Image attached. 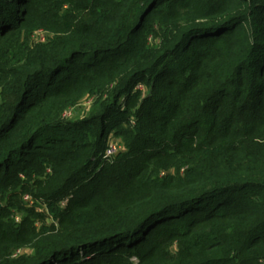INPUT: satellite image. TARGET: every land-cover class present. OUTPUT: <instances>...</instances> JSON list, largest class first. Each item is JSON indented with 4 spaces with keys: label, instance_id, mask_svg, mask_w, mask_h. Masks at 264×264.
<instances>
[{
    "label": "trees",
    "instance_id": "trees-1",
    "mask_svg": "<svg viewBox=\"0 0 264 264\" xmlns=\"http://www.w3.org/2000/svg\"><path fill=\"white\" fill-rule=\"evenodd\" d=\"M0 264H264V0H0Z\"/></svg>",
    "mask_w": 264,
    "mask_h": 264
},
{
    "label": "rangeland",
    "instance_id": "rangeland-1",
    "mask_svg": "<svg viewBox=\"0 0 264 264\" xmlns=\"http://www.w3.org/2000/svg\"><path fill=\"white\" fill-rule=\"evenodd\" d=\"M90 99V98H86L81 104H79L78 106L72 108V117L71 119L72 120H79V119H84L87 117V115L89 114L92 106H88V104L86 102H88L87 100ZM89 103V102H88ZM110 140L109 142H115L118 146V154L120 153H123L125 151L123 145L120 143V140L119 139H116L114 138L113 135H110ZM115 140V141H114ZM119 144V145H118ZM65 204V203H64ZM41 211V209H39ZM43 212H45L48 216H49V219L47 220L48 224H54V219L53 217L51 216L52 213L51 211L46 207H43L42 209ZM51 214V215H50ZM20 218V217H19ZM19 218L17 219L19 221ZM40 223H38V227H40Z\"/></svg>",
    "mask_w": 264,
    "mask_h": 264
},
{
    "label": "built area",
    "instance_id": "built-area-1",
    "mask_svg": "<svg viewBox=\"0 0 264 264\" xmlns=\"http://www.w3.org/2000/svg\"><path fill=\"white\" fill-rule=\"evenodd\" d=\"M36 40L39 41V42H44L46 40V33L40 31L39 33L36 34ZM88 102H86L88 104V106L92 105L94 99L93 98H90L87 100ZM72 109L70 111H68L64 116L66 118H70L72 117ZM115 141V140H114ZM119 145V144H118ZM118 153V146L115 142H109L108 144V148L103 156V158L105 160H109V159H112L114 158ZM28 199V198H27Z\"/></svg>",
    "mask_w": 264,
    "mask_h": 264
}]
</instances>
